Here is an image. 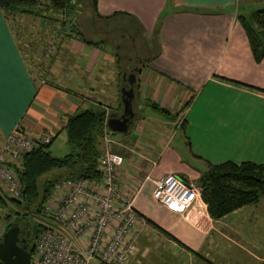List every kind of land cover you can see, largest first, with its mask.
<instances>
[{
    "label": "crops",
    "instance_id": "1",
    "mask_svg": "<svg viewBox=\"0 0 264 264\" xmlns=\"http://www.w3.org/2000/svg\"><path fill=\"white\" fill-rule=\"evenodd\" d=\"M240 1L97 0V13L107 17V32L130 26L155 39L149 60L138 58L136 66L132 132L115 137L123 146L113 145L124 158L118 185L131 195L133 209L144 221L137 230V250H183L199 263H208L210 250H240L259 264L264 261V199L212 220L201 198L180 214L152 197L153 180L167 173L198 186L209 164H264V57L255 61L250 51L237 20ZM0 37L7 98L0 145L17 127L32 135L64 134L66 117L81 108L100 104L112 114L122 112L119 101L110 102L109 72L115 75V67L106 72L100 65L116 62L120 74V68L134 63L131 56L122 69L118 52L112 60L101 40L90 44L68 37L50 63L54 84L39 83L1 10ZM147 100L178 116L159 113ZM144 108L160 115L144 114ZM176 137L188 145L185 152L179 142L172 145Z\"/></svg>",
    "mask_w": 264,
    "mask_h": 264
},
{
    "label": "trees",
    "instance_id": "2",
    "mask_svg": "<svg viewBox=\"0 0 264 264\" xmlns=\"http://www.w3.org/2000/svg\"><path fill=\"white\" fill-rule=\"evenodd\" d=\"M89 4L76 0H0V10L7 20L15 14L28 15L49 21L50 12L59 13L63 17L76 15L80 7H87L99 19H107L97 13V0H88ZM258 3L264 0H245ZM80 3V4H78ZM79 5H81L79 7ZM78 8H75V7ZM237 20L243 28L248 40L250 51L255 61L264 57V6L250 9L247 13L238 10ZM62 27L69 23V31L79 40L92 44L78 30L73 18L61 20ZM11 27L14 28L9 22ZM150 41L155 42V39ZM150 44V43H148ZM153 45V44H152ZM22 53L21 47L18 44ZM119 59V58H118ZM144 60H149L145 58ZM140 70V67H138ZM124 72H120L123 74ZM122 76V75H120ZM122 78V77H121ZM137 86V84L134 87ZM148 105L163 113L169 118L175 115L155 102L147 100ZM123 104L120 102V112ZM112 115L111 111L102 105H94L74 111L66 117L62 126L67 143L71 146L70 153L57 157L49 151L53 140L39 144L23 155L21 169L11 164V168L20 181V197L5 199L0 196V206L7 208L6 219H14L19 225L20 237L26 244L27 250L33 257L36 240L39 233L46 228L37 220L42 219L44 204L53 189L61 179H91L99 178L101 172L98 160L102 153V130L106 118ZM200 196L206 204L207 212L212 220H219L227 214L246 205L255 204L264 199V164L251 161L235 163L224 161L218 164H209L198 178ZM7 202H9V205ZM140 217V216H139ZM13 223H7L6 229Z\"/></svg>",
    "mask_w": 264,
    "mask_h": 264
},
{
    "label": "built area",
    "instance_id": "3",
    "mask_svg": "<svg viewBox=\"0 0 264 264\" xmlns=\"http://www.w3.org/2000/svg\"><path fill=\"white\" fill-rule=\"evenodd\" d=\"M51 139V134L35 136L17 127L2 142L0 186L11 196L19 198L21 191L11 164L21 169L23 155ZM101 139L99 178H65L55 183L60 199L48 210L53 224L39 233L31 264H126L136 252L137 230L144 221L133 209L131 195L118 185L124 158L112 149L115 141L105 122ZM153 185V199L180 214L188 212L200 196L199 187L173 173L154 179ZM4 231L0 225V238Z\"/></svg>",
    "mask_w": 264,
    "mask_h": 264
},
{
    "label": "rangeland",
    "instance_id": "4",
    "mask_svg": "<svg viewBox=\"0 0 264 264\" xmlns=\"http://www.w3.org/2000/svg\"><path fill=\"white\" fill-rule=\"evenodd\" d=\"M76 1L77 2L81 1L89 4L88 0H76ZM80 6L81 5H79V7ZM262 6H264V1L257 4V2L255 1L241 0L240 4L238 5V9L239 11H241V13H247V11H249L251 8L254 9ZM75 8L78 7L76 6ZM48 14H50L49 16H51L49 21L42 20V18L39 17H33L28 15L26 16L21 14H15L8 17L9 22L11 21V24L14 27L13 29H14L15 39L21 47L24 59L27 65L29 66L33 74V77L35 78V81L39 83L40 82L44 83V81L45 82L48 81L49 83L54 84L55 80L52 79L49 70V67L51 65L50 63L53 61V59L56 60L57 57H59L60 54L59 45L61 44L62 40L68 37L77 38L73 32L69 31V23L65 24L64 28L62 27L61 20L64 19L69 21L71 20V18H73L74 22H76L78 26L77 27L78 30L82 32V34L85 36L86 39H89L91 41L101 40L102 42H104L99 44L104 48L106 52H109L108 53L109 55H112L110 56L112 60L116 58L114 54L115 53L117 54L118 52V58H119L118 60L121 61V64L123 65L122 69L127 67L124 64V61L125 63L127 61L125 59L131 56L134 59V63L133 61L128 63L130 67L127 68V70H121L120 68V71L124 72L126 75H128L129 71L132 68L137 69L136 66H139L137 62L141 60V58L144 60L146 57L152 54V52H154L153 48H151L150 44H148L151 43L150 40L143 35V32H141L140 29L130 28L129 26V28H127L126 31L123 29H119L116 31L112 30V32L109 33L106 31L109 27L106 24L107 21L105 22V20L97 18L94 15V13H91L90 9L87 7H80L79 13H77L74 16L68 14L65 17H63L61 14L59 13L54 14L53 12H50ZM132 27H135V25ZM77 39L79 40V38ZM136 55L137 57H134ZM138 58L140 59L138 60ZM103 63L105 65H103ZM103 63L102 65H100V68L106 67V69L108 70L106 72H109V69L111 67H115L114 68L115 75L112 73L111 69H110L111 72H109L110 74L108 73L110 75V79L113 78L110 86L111 90L109 93L113 94L114 100H110V102L112 105L116 102V100L119 101L120 103L122 101L121 98L122 76L120 75L122 74L117 73L118 70L116 69L118 68H116L117 67L116 62H113L111 64V61L108 59L105 60ZM138 76L139 74L138 72H136L135 79ZM142 78L144 79L143 75ZM56 85L57 84H55V86ZM56 87L62 88V86H56ZM109 98L111 99V97ZM136 99L137 98L133 99L132 102L133 105L136 103ZM135 111L137 112L136 108ZM142 111L144 112V114L147 113L156 116L160 115L152 111L150 108H144ZM171 113L172 115H175V118L178 116L177 112L174 113L171 112ZM182 120L183 118L181 117V119H179V123H181ZM132 123L127 133L113 132L111 130H108L109 137L115 141V137H123L127 134H131L132 126H133ZM18 131H25V130L22 129V127H18ZM176 132H178L177 135L181 134V130L179 129ZM25 133L27 132L25 131ZM46 134H51V133H44L42 135L34 134V135L44 136ZM55 135L56 138L53 140L52 144L49 147V151L51 152V154L53 156L62 157L70 153L72 148L67 143L65 134L62 133L60 134V132L59 134H54V135L51 134V136H55ZM177 142H179L180 144V151L185 152L188 146L185 143V141L181 140L179 137H176L174 142H172V145L174 143L177 144ZM115 145L123 146V144L117 140L114 143V146ZM114 146L112 147L113 150H114ZM127 147L126 149L129 150ZM103 149H104V145L102 142V151ZM54 186L50 193V196L48 197V199L44 204L42 219H39L38 217L35 219L43 224H46V227L47 225L53 224L48 210L51 211L53 209V205L55 204L56 200L60 199V195L56 191V189H54ZM0 196L5 199L15 198L11 196L9 191L4 189V187L2 186H0ZM200 198L201 196H199V199ZM7 203L9 204V202ZM7 211H8L7 208H2L0 206V225L3 230H6V224L8 222L16 224L13 218H10V220L6 219ZM130 257L131 258H129L126 264H259L256 260L252 259L251 257H249V255H247L245 252H242L240 250H210L208 257H205V260L208 261V263L205 262L199 263L197 257L191 258L183 250H136V252L133 253ZM262 264H264V261Z\"/></svg>",
    "mask_w": 264,
    "mask_h": 264
},
{
    "label": "water",
    "instance_id": "5",
    "mask_svg": "<svg viewBox=\"0 0 264 264\" xmlns=\"http://www.w3.org/2000/svg\"><path fill=\"white\" fill-rule=\"evenodd\" d=\"M136 69H131L126 75L122 74L121 98L123 110L120 114H112L106 118L105 126L113 132L127 133L136 117L132 108L135 97L133 84ZM126 82V83H125ZM0 264H31V253L20 237V228L11 224L0 238Z\"/></svg>",
    "mask_w": 264,
    "mask_h": 264
},
{
    "label": "snow or ice",
    "instance_id": "6",
    "mask_svg": "<svg viewBox=\"0 0 264 264\" xmlns=\"http://www.w3.org/2000/svg\"><path fill=\"white\" fill-rule=\"evenodd\" d=\"M5 66L6 56L3 48V40L2 37H0V121L3 120L5 107L7 104L5 92Z\"/></svg>",
    "mask_w": 264,
    "mask_h": 264
},
{
    "label": "flooded vegetation",
    "instance_id": "7",
    "mask_svg": "<svg viewBox=\"0 0 264 264\" xmlns=\"http://www.w3.org/2000/svg\"><path fill=\"white\" fill-rule=\"evenodd\" d=\"M122 81V80H121ZM126 83V82H125ZM20 233H21V230H20Z\"/></svg>",
    "mask_w": 264,
    "mask_h": 264
}]
</instances>
